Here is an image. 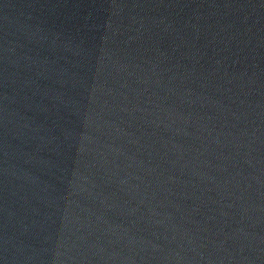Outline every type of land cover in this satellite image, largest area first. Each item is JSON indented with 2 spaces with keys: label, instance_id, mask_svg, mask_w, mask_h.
I'll return each mask as SVG.
<instances>
[{
  "label": "water",
  "instance_id": "1",
  "mask_svg": "<svg viewBox=\"0 0 264 264\" xmlns=\"http://www.w3.org/2000/svg\"><path fill=\"white\" fill-rule=\"evenodd\" d=\"M0 264H264L79 0H0Z\"/></svg>",
  "mask_w": 264,
  "mask_h": 264
}]
</instances>
